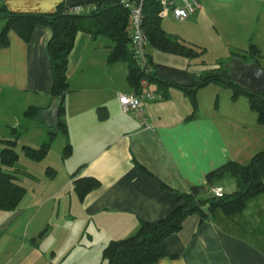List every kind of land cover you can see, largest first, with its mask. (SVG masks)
Segmentation results:
<instances>
[{
	"label": "crops",
	"instance_id": "1",
	"mask_svg": "<svg viewBox=\"0 0 264 264\" xmlns=\"http://www.w3.org/2000/svg\"><path fill=\"white\" fill-rule=\"evenodd\" d=\"M200 1V11L186 21L162 19L167 21L166 26L162 24L164 30L214 54L230 51L231 62L224 63L228 66L233 53H246L252 44L264 59V0ZM120 2L6 0L5 5L14 13L51 14L62 3L81 6L85 12L83 5ZM4 26L1 21L0 32ZM52 35L50 28L37 26L25 42L12 31L9 47L0 49V140L16 139V149L21 146L22 151L24 146L39 148L49 140L47 127L25 119L24 113L30 107L47 111L53 102V72L47 52ZM111 47L106 38H94L84 31L78 34L69 57L70 92L62 116L68 134L59 132L50 150L62 147L64 184L53 186L45 196L41 190L32 195L30 202L38 203L35 214L28 203L24 205L27 193L15 211H0V264H66L77 249L83 252L81 261L92 260L87 254L94 250L101 257L111 241L128 238L142 223H156L172 214L179 206L176 193L206 186L209 174L228 162L247 165L264 151V125L258 122L249 100L234 99L231 89L215 84L198 91L194 119L190 118L191 101L182 91L170 89L163 98L156 85H141L158 97L142 105L148 120L147 126L142 125L120 105L121 95L137 91L128 80V63H109ZM147 51L154 73L178 85L193 86L197 76L217 64L204 65L198 59L162 52L151 43ZM261 65L264 69V60ZM67 145L72 151L64 159ZM3 147L0 142V154ZM56 171L53 182L60 177ZM21 172L27 173L17 177L21 186L25 178L40 184L29 172ZM82 178L100 182L83 199L74 185ZM213 186L226 194L236 191L231 176L215 179ZM69 187L75 195L65 194ZM16 225L24 235H11ZM47 227L49 239L58 234L57 245L50 252L42 250L45 240L37 243ZM156 253L159 260L155 264H264V193L248 200L232 216L220 208L204 222L198 214L189 216Z\"/></svg>",
	"mask_w": 264,
	"mask_h": 264
},
{
	"label": "trees",
	"instance_id": "2",
	"mask_svg": "<svg viewBox=\"0 0 264 264\" xmlns=\"http://www.w3.org/2000/svg\"><path fill=\"white\" fill-rule=\"evenodd\" d=\"M5 1L0 0V22H5V26L0 32V49L9 47V33L12 31L25 42L30 41L37 26L50 28L53 32L47 47L53 72V98L60 95L66 96L70 92L67 73L69 57L75 47L78 34L84 31L94 38L103 37L112 43L108 57L109 63L113 64L119 61L128 63V80L136 89V93L142 91L141 83L143 81L156 85L162 91L163 98H167L170 89H178L191 101L193 113L190 118L194 119L199 108L198 91L208 85L215 84L233 90L234 99L246 97L251 109L258 116V122L264 125V97L254 95L236 84L231 78L232 68L226 67L223 63L209 67L197 76L193 86L164 81L154 73L151 58L149 68L142 69L135 60L131 48L130 10L121 2L110 6L83 5L85 12L81 11V6L68 7L62 3L54 13L35 14L11 12L7 9ZM76 8H79L80 11H77ZM144 13L143 29L154 48L189 59H198L205 54V50L187 44L164 30L158 4L146 3ZM245 54L247 55L244 57L245 61L254 60V65L262 67L260 59L263 57L255 45L252 44ZM236 55V53L232 54L233 61H235ZM201 64L206 65V62L202 61ZM45 112L46 109L30 107L24 113L25 119L42 123L48 129L49 140L41 147H23L26 158L36 163L43 162L47 158L59 132L64 135L68 134V128L62 120L65 113L64 104L55 126H49L46 123ZM0 142L4 145L0 154V211L11 212L19 207L27 190L17 182L18 175L23 172L13 169L20 158L16 149L17 140H0ZM71 151V146L67 145L64 150V159L70 156ZM49 170L47 174L52 178L55 171ZM225 176L234 178L236 191L232 194L224 193L223 197H215L209 192V188L213 186L215 179ZM74 185L75 191L83 199L89 192L99 188L100 182L94 178H82L77 179ZM262 193H264V151L257 153L247 165H241L234 161L228 162L209 174L206 186L194 187L187 194L176 193L179 206L172 214L156 223H142L138 231L128 238L111 241L104 248L102 259L107 264H155L159 260L156 248L165 239L178 233L182 229L183 222L189 216L198 214L201 217V222H204L209 220L218 208L232 216L240 213L248 200ZM49 230L50 228L47 227L38 238H43Z\"/></svg>",
	"mask_w": 264,
	"mask_h": 264
},
{
	"label": "rangeland",
	"instance_id": "3",
	"mask_svg": "<svg viewBox=\"0 0 264 264\" xmlns=\"http://www.w3.org/2000/svg\"><path fill=\"white\" fill-rule=\"evenodd\" d=\"M162 24L166 26L167 21L166 20L162 21ZM199 48H201V46H199ZM201 49L205 50V54H203L202 57L198 58V60H199L198 63H200V64L202 63V61L208 62L209 64H212V65H214L216 63L217 64H220V63L224 64V63L231 62V57H230L231 52L228 50L223 52V53H220V54H216V53L214 54V53H212L211 50H207V47H202ZM245 55H246L245 53H242V54L238 53L236 55L235 61H233L231 63V65H229V66L226 65V67L233 68L237 64H240V63H245L248 65H254V60H250V61H249V59L247 61L244 60ZM260 63L261 64L263 63V59H260ZM216 65H214V66H216ZM58 143H60V142H58ZM21 148L22 147L19 146L17 149L18 153L20 155V160L17 162V165L13 169L29 172L30 174L35 176L36 179L38 178V180L40 181V184H37V180L35 181L32 178H25L22 182V186H24L27 189V198H26L27 200L24 203V205L26 203H28L30 205V210H32V213L35 214L37 212V208H38V205H36V204H38V203L33 204V202H30V199H32V197H33L32 195L34 193H38V191L41 190L42 192H44V196H45V195H47V192H50L52 190L53 186L56 189V188H61V186H63V184H64V175L65 174L63 173V170H62V166H63L62 147H60V149L58 151H56V150H54L53 152L50 151L47 158L43 162H40V163L32 162L29 159H27ZM49 168H50V170L53 169L55 171L52 178L49 174H47V177L45 176V174L48 173ZM13 169H11V170H13ZM56 169L59 170L60 177L57 178V180L55 182H53V179L55 178V175L57 173ZM69 193H73L72 195H75L72 188H70V187L68 190L65 191V194H69ZM63 197L64 196L62 195V198ZM65 201L66 200L63 199V202L61 205V210H63ZM36 206H37V208H36ZM56 212H58V207L56 209ZM9 215L10 214L6 215V217ZM50 224L52 225V223H50ZM14 228L15 229L10 230L12 236L24 235L25 232L23 233V231L19 230L18 225H16ZM48 236H49V233H47L43 238L38 239V241H37V243H42L45 240V242L42 244V250L46 251V252H50V248L56 246L57 240H58V237H57L58 234H57V236H54L53 238H50V239L48 238ZM2 247L3 246L0 245V251H1ZM61 253L62 252H59L58 256L61 255ZM82 256H83V252L80 249H77L76 252H74V255L67 261L66 264H107L105 261H102V255L100 257L99 254H97V252L95 250L92 252V255L87 254V257L92 258V260L81 261L79 259ZM50 257H52V256H50ZM54 257H56V259H58L57 256L54 255Z\"/></svg>",
	"mask_w": 264,
	"mask_h": 264
},
{
	"label": "built area",
	"instance_id": "4",
	"mask_svg": "<svg viewBox=\"0 0 264 264\" xmlns=\"http://www.w3.org/2000/svg\"><path fill=\"white\" fill-rule=\"evenodd\" d=\"M155 3L160 6V18H171L174 21H186L195 16L201 9L200 0H121V3L130 10L131 20V48L138 65L147 70L149 68L150 56L147 51L149 39L144 32L145 19L144 8L146 3ZM80 11L79 8H76ZM147 81L141 83L147 85ZM158 97L146 90L134 94H123L120 96V105L125 113H130L140 119L142 125L147 126L148 120L142 105L145 102L156 101ZM209 192L215 197H223L224 191L221 187L212 186Z\"/></svg>",
	"mask_w": 264,
	"mask_h": 264
},
{
	"label": "water",
	"instance_id": "5",
	"mask_svg": "<svg viewBox=\"0 0 264 264\" xmlns=\"http://www.w3.org/2000/svg\"><path fill=\"white\" fill-rule=\"evenodd\" d=\"M231 78L248 92L264 97V69L261 66L237 64L231 69ZM64 100L65 95L55 97L50 108L45 112L44 118L49 126H55L58 122Z\"/></svg>",
	"mask_w": 264,
	"mask_h": 264
}]
</instances>
